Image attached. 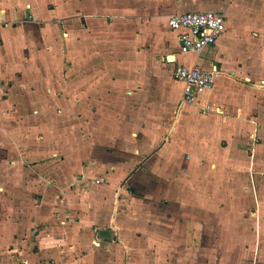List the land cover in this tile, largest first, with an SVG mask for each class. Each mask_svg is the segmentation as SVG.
I'll use <instances>...</instances> for the list:
<instances>
[{"label": "crops", "instance_id": "obj_1", "mask_svg": "<svg viewBox=\"0 0 264 264\" xmlns=\"http://www.w3.org/2000/svg\"><path fill=\"white\" fill-rule=\"evenodd\" d=\"M199 10L222 11L226 30L198 55L181 52L168 15ZM109 40L121 44L119 76L105 53ZM179 54L195 57L185 63ZM175 62L216 72L213 88L183 102ZM112 90L125 101L157 94L136 106L140 119L149 111L153 127L132 132L118 157L81 146L19 165L29 140L21 125L32 119L41 128L72 107L93 108L92 98ZM5 142L15 149L0 146L9 216L0 221V249L19 254L20 264H47L45 257L54 264H257L264 0H0ZM2 202L0 195V214Z\"/></svg>", "mask_w": 264, "mask_h": 264}, {"label": "rangeland", "instance_id": "obj_2", "mask_svg": "<svg viewBox=\"0 0 264 264\" xmlns=\"http://www.w3.org/2000/svg\"><path fill=\"white\" fill-rule=\"evenodd\" d=\"M174 44L176 48L177 42L175 38ZM120 45L119 40L112 42L109 40V44L105 46V53H109L111 56L110 59L112 60L110 68L112 67L113 72L118 76L120 73V65H118V47ZM102 47L103 46H100L101 51H103ZM193 57H195L193 54H179L178 60L181 62L186 61L185 63H191ZM163 62L165 67L169 61L163 58L159 61V64H162ZM165 68L168 70V66ZM97 95L96 100L99 101L92 98L91 104H93V108L87 107V104L86 108L72 107L64 112L65 115L62 119L60 118L62 115H60L58 119L51 117L46 125H41V128H39V126H37L32 119L28 125H21L19 132L20 135L24 137L28 136L29 140L27 141L28 145L25 147L26 151H23V153L25 152L24 155L26 154V158L24 161H21V159L18 158L20 161L19 165H38V159L34 160L37 157L30 158V155H37L40 157L38 155L40 152H50V154L55 152L64 155L70 153L72 149L81 146H93L95 152L98 154L103 153L104 149L110 148L112 149L111 155L116 154L117 156L119 154V150H121L128 141L127 137L129 138V135L132 132L140 129L141 127H146L147 130H150L153 127V123L155 122L153 118L149 116L150 114L147 115L149 111H144L145 117L140 119L138 115L139 111L136 110V106H141V104H143V106L146 107V103L155 99L157 94H148V96L145 94L140 95L138 99L131 97L129 101H125L127 98L123 99V94L113 90L108 93ZM69 97L71 98L72 96L70 95ZM84 100L87 101L86 98H84ZM16 113H20V115L23 113L29 114V111L27 109H22L19 110V113L18 111H16ZM39 135L45 136L44 139H41V142L37 141V139H39ZM261 141L262 139H258L257 143H260ZM7 144L10 148H12V150L15 149L13 143L11 142H5L4 145L0 144V146L5 147ZM55 155L56 154L52 157L55 158L57 156ZM2 159L7 160V157L3 155ZM84 162L87 163L88 160H84ZM50 165L55 166L54 163ZM248 185V193L249 196L252 197L251 180H248ZM16 193L22 194V191L16 190ZM0 195L3 200V205H1V212H3V214H0V221L5 222L9 219L7 214L8 208H5L6 206L4 205V200L8 194L5 189H3V191L0 190ZM255 196L258 203L255 204L253 210L257 216L256 220H258L255 230V232L257 231V236L254 237L253 251L255 252V256L256 254L258 256L257 264H264V175H260V179L257 180ZM19 198L22 197L19 196ZM15 208H17V211L21 210L20 205H16ZM4 244L5 243L0 242V246H3ZM245 246L248 247L249 245L246 243ZM18 255L7 253V245H5L0 249V264H7V260H9L10 263L15 261V264H20V257ZM47 259L49 260L47 261ZM45 260L47 264H50L51 262L54 264L53 257H45Z\"/></svg>", "mask_w": 264, "mask_h": 264}, {"label": "built area", "instance_id": "obj_3", "mask_svg": "<svg viewBox=\"0 0 264 264\" xmlns=\"http://www.w3.org/2000/svg\"><path fill=\"white\" fill-rule=\"evenodd\" d=\"M167 22L176 32L179 51L197 55L213 46L226 30V16L218 10L173 12ZM172 73L181 84L183 102H195L200 94L211 90L216 75L197 63L179 62L174 63Z\"/></svg>", "mask_w": 264, "mask_h": 264}, {"label": "bare ground", "instance_id": "obj_4", "mask_svg": "<svg viewBox=\"0 0 264 264\" xmlns=\"http://www.w3.org/2000/svg\"><path fill=\"white\" fill-rule=\"evenodd\" d=\"M173 58H174V57H173L172 55L169 57L170 60H173Z\"/></svg>", "mask_w": 264, "mask_h": 264}]
</instances>
